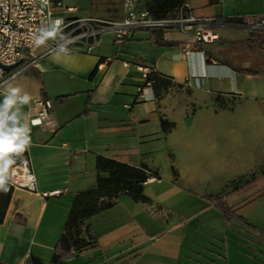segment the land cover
Listing matches in <instances>:
<instances>
[{
    "label": "crops",
    "instance_id": "crops-1",
    "mask_svg": "<svg viewBox=\"0 0 264 264\" xmlns=\"http://www.w3.org/2000/svg\"><path fill=\"white\" fill-rule=\"evenodd\" d=\"M78 1L50 0L55 12L61 11L58 3L74 8L66 16L75 18L116 20L123 15L121 5L109 12L110 2L90 0L86 11L78 10ZM187 3L193 17L220 21L213 28L220 41L194 45L185 54V33L171 31L164 38L162 33L166 44L155 45L151 31L134 30L119 46L114 45L112 33H105L91 51L62 54L59 59L52 53L5 84L3 91L19 87L21 94L32 97L30 102L48 100L51 108L49 120L41 126L29 122L38 107L27 104L21 108L26 117L22 123L31 129L26 151L35 190L13 187L0 223V264H77L78 258L102 249L104 241L116 244L124 237L114 234V228L123 229L126 221L131 227L128 231L138 233L158 222L169 231L180 230L173 264H264V224L245 218L255 204L264 201V70L259 60L240 56L252 49L247 42L249 32L230 24L237 17L264 16V0ZM238 30L247 37L231 34ZM106 59L110 61L104 62ZM139 66L154 68L164 80L158 96L152 88L143 87ZM64 96V102H56ZM217 96L231 109H219L214 101ZM189 106L195 109L190 112ZM162 119L174 123L167 133L161 131ZM160 148L173 152L176 183L205 200L204 209L189 216L177 214L153 196L151 187L160 185L161 177L153 169L152 156ZM98 156L134 167L144 165L156 171L158 178L150 177L143 185L147 201L136 202L121 194L111 208L85 221L95 240L92 247L53 262L75 195L95 185ZM181 164L198 178L180 176ZM10 169L11 164L8 175ZM236 182L239 185L232 191ZM55 191L59 194H53ZM217 193H230L224 199L230 219L207 198ZM136 236L107 262L133 252L134 261L140 260L142 254L136 250L142 240ZM153 244L158 249L159 240ZM162 248L163 254H170L167 246ZM154 249L152 255L159 258Z\"/></svg>",
    "mask_w": 264,
    "mask_h": 264
},
{
    "label": "built area",
    "instance_id": "built-area-1",
    "mask_svg": "<svg viewBox=\"0 0 264 264\" xmlns=\"http://www.w3.org/2000/svg\"><path fill=\"white\" fill-rule=\"evenodd\" d=\"M57 5L61 7L60 12L53 10L50 0L47 5L42 4L41 0H0V92L3 91L5 84L34 67L40 59L57 53V45L60 43L58 39L49 40L46 45L39 47L33 42L32 34L49 19L64 21L63 34L71 40L68 44V54L81 50L91 51L100 43V37L105 33H112L114 45L119 46L134 30L160 29L163 38L171 31L191 34V39L185 45V54L191 53L194 45L220 41V37L213 30L215 26L221 24L220 21L215 18L193 17L189 14L188 3L178 8L177 17L156 19L148 11L139 9L137 0H123L121 2L123 15L116 20L66 16L75 9L63 7L60 3ZM230 24L244 28L249 33H264V16L237 17ZM109 61L110 59L104 60ZM5 67L11 69L5 70ZM137 68L142 75L143 87L151 89L152 78L158 75L156 70L147 66ZM139 92H142V89ZM29 104L32 108H39V111L29 119L31 125L41 126L49 120L50 101L34 99ZM9 176L11 177L9 183L13 187L35 190V177L28 157L11 164ZM53 194L58 195L59 192L55 191Z\"/></svg>",
    "mask_w": 264,
    "mask_h": 264
},
{
    "label": "trees",
    "instance_id": "trees-1",
    "mask_svg": "<svg viewBox=\"0 0 264 264\" xmlns=\"http://www.w3.org/2000/svg\"><path fill=\"white\" fill-rule=\"evenodd\" d=\"M94 1V0H91ZM108 2L117 1L121 5L123 0H103ZM139 9L146 10L156 19L175 18L178 15V8L187 3L188 0H137ZM235 21V20H230ZM153 33L155 45H165L162 39V30H149ZM247 42L254 45L260 54L259 66L264 70V34L249 33ZM262 56V57H261ZM258 64V63H257ZM257 66V65H256ZM244 72H253L251 70H242ZM153 93L159 95V87L164 83L158 75L153 78ZM66 96L58 97L56 102H64ZM219 109L228 108L220 103L219 97H215ZM174 127V123L167 120H160V128L163 133L169 132ZM28 157L27 151L11 156L14 164L18 159ZM95 170L97 177L94 187L77 193L73 199L62 233L59 237L57 246L54 250L52 260L58 262L65 258L73 256L74 253H80L87 250L95 244L89 225L85 221L101 211L111 208L115 199L121 194H128L136 202H145L147 197L143 193V185L150 178H158L156 171L149 170L146 166L134 167L117 160L98 156L96 158ZM104 174V175H102ZM175 175V171H174ZM7 191H0V223L3 221L11 195L13 186L7 184ZM230 193H217L207 196L215 208L219 209L226 219H230L229 207L224 203V199ZM264 231V228H262Z\"/></svg>",
    "mask_w": 264,
    "mask_h": 264
},
{
    "label": "rangeland",
    "instance_id": "rangeland-1",
    "mask_svg": "<svg viewBox=\"0 0 264 264\" xmlns=\"http://www.w3.org/2000/svg\"><path fill=\"white\" fill-rule=\"evenodd\" d=\"M74 4V3H73ZM76 5V4H75ZM78 10H89L91 3L90 0H79L78 5H76ZM118 7L117 1L110 2L109 7L106 8L107 11L113 12ZM231 34H235V36L241 35L244 37H247L246 33L244 31H234ZM264 34V33H262ZM191 34H185L184 39L185 41H189L191 39ZM239 37V36H238ZM214 46L210 45L209 48H212ZM229 52V51H228ZM258 50L256 46L252 45V49L249 50L247 53L243 52L240 54L241 57H252L255 60L260 61V57L258 56L259 53H257ZM161 92V91H160ZM190 112H192L195 107L189 106ZM175 155L173 152L164 150L162 148L157 149V151L152 156V162H153V169L156 170L160 175L159 184H155L151 187V191L153 192V196L156 198V200L160 203L166 204L173 212L175 213H181L185 216H189L190 214H193L194 212H198L202 209H204V206L206 203L205 200H200L193 195V192L187 189L182 188L179 184L176 183L175 177H174V169L178 172V168L174 162ZM180 171L182 172V177L185 179H190L192 177L198 178V174H196L194 171L189 170L188 167H183V164L180 165ZM261 172V171H260ZM246 184V183H245ZM239 185V182H236L235 185L231 186L232 191L236 190V186ZM125 216V215H123ZM245 218L247 221L253 222V224H264V201L260 202L259 204H255L254 207H252L249 212L245 215ZM145 220L142 219L143 226L146 225L144 222ZM127 222V221H126ZM126 222L121 225L123 226L119 229L115 226L117 229L114 228L116 232L114 234L118 233V236L120 237V240L113 243L112 240H107L105 243L104 241V247L102 249H98V251H94L89 253L88 257L84 258H78L76 260L77 264H173L176 262V254L178 252V246H179V239H180V230H171L169 231L165 226H161V222H158L156 226L152 228L149 227V229H143V231H128L131 229L130 225ZM127 226V227H126ZM152 230L155 231L153 234L147 235V231ZM127 232V233H126ZM130 232V233H129ZM158 232V233H156ZM162 233V234H161ZM113 234V235H114ZM127 234V235H125ZM137 234V236L142 240L141 248L136 250V252H140L142 254V257L138 261H134L133 255L134 252L131 255H126L122 257L120 260H113L110 259L109 262H107L108 258H110L111 254L114 252L119 251L121 246H124V244H128V241L133 238V236ZM160 234V235H159ZM136 236V237H137ZM166 236V237H165ZM165 237V238H164ZM103 240H106L107 237H101ZM105 238V239H104ZM164 238V239H162ZM155 240H159L158 249L152 248V244L155 242ZM110 241L112 243H110ZM154 245V244H153ZM161 246V247H160ZM167 246L168 249H170V254L165 255L163 254L162 247ZM153 249L156 251L155 253L159 256V258H155L152 255ZM103 254H105L106 258H102ZM173 257V258H171ZM107 259V260H106ZM156 260V261H155ZM175 260V261H173Z\"/></svg>",
    "mask_w": 264,
    "mask_h": 264
},
{
    "label": "clouds",
    "instance_id": "clouds-1",
    "mask_svg": "<svg viewBox=\"0 0 264 264\" xmlns=\"http://www.w3.org/2000/svg\"><path fill=\"white\" fill-rule=\"evenodd\" d=\"M44 5L48 0H41ZM64 21L62 19H49L43 23L37 32L33 33L35 46H43L49 40H59L56 56L67 55L69 52L68 44L71 40L63 34ZM19 87H6L3 91V100L0 101V191H7V184L11 177L7 174V167L13 163L11 154H20L26 150L30 144V131L21 108L29 104L32 97Z\"/></svg>",
    "mask_w": 264,
    "mask_h": 264
},
{
    "label": "water",
    "instance_id": "water-1",
    "mask_svg": "<svg viewBox=\"0 0 264 264\" xmlns=\"http://www.w3.org/2000/svg\"><path fill=\"white\" fill-rule=\"evenodd\" d=\"M4 69H5V70H10V69H11V67H5Z\"/></svg>",
    "mask_w": 264,
    "mask_h": 264
}]
</instances>
